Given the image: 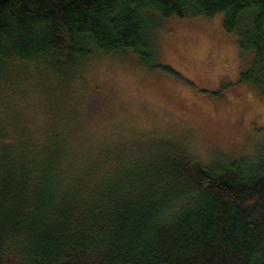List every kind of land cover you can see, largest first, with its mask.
Here are the masks:
<instances>
[{"label": "trees", "instance_id": "trees-1", "mask_svg": "<svg viewBox=\"0 0 264 264\" xmlns=\"http://www.w3.org/2000/svg\"><path fill=\"white\" fill-rule=\"evenodd\" d=\"M218 13L252 53L237 83L264 98V0H0V97L25 64L74 74L98 53L169 72L158 23ZM27 125L0 122V264H264V143L203 165L161 138L126 162L98 152L86 170Z\"/></svg>", "mask_w": 264, "mask_h": 264}, {"label": "rangeland", "instance_id": "rangeland-1", "mask_svg": "<svg viewBox=\"0 0 264 264\" xmlns=\"http://www.w3.org/2000/svg\"><path fill=\"white\" fill-rule=\"evenodd\" d=\"M222 20L218 13L160 21L157 60L169 72L142 67L130 51L98 53L74 74L25 64L1 89L0 122L21 119L38 143L52 132L64 142L63 165L76 160L86 170L98 152L126 162L161 138L182 143L203 165L250 155L264 143V98L237 83L252 53L241 57Z\"/></svg>", "mask_w": 264, "mask_h": 264}]
</instances>
